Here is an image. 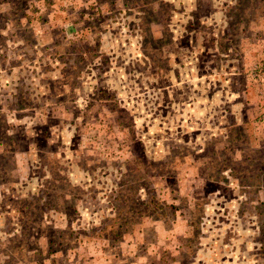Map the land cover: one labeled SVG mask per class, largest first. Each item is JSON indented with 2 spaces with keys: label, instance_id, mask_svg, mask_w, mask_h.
Instances as JSON below:
<instances>
[{
  "label": "rangeland",
  "instance_id": "1",
  "mask_svg": "<svg viewBox=\"0 0 264 264\" xmlns=\"http://www.w3.org/2000/svg\"><path fill=\"white\" fill-rule=\"evenodd\" d=\"M0 264H264V0H0Z\"/></svg>",
  "mask_w": 264,
  "mask_h": 264
}]
</instances>
